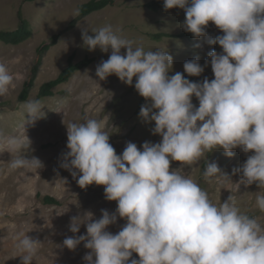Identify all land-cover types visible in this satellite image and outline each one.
Masks as SVG:
<instances>
[{
    "label": "clouds",
    "instance_id": "1",
    "mask_svg": "<svg viewBox=\"0 0 264 264\" xmlns=\"http://www.w3.org/2000/svg\"><path fill=\"white\" fill-rule=\"evenodd\" d=\"M185 12L182 27L194 37L218 44L221 53H208L214 74L211 81L192 82L181 72L169 76L173 57L168 51L133 46L111 25L82 30L83 46L111 54L96 66L99 80L115 75L133 86L146 104L139 117L154 122L152 133L158 143L127 142L117 155L104 130L103 121L86 119L67 126V152L60 164L82 189L103 186L107 201H115L114 212L101 210V217H72L69 231L76 234L81 224L86 234L66 237L63 247L75 250L81 243L88 251L86 264H264V226L241 212L233 197L212 203L197 182L171 169L199 162L213 150L233 149L251 153L240 166V184L264 189V0H163V9ZM223 34L207 36L209 23ZM125 49V54H121ZM209 63L205 61V66ZM188 76H200L199 58L183 64ZM13 83V76L0 63V97ZM195 96L199 102L192 103ZM66 101L61 102L63 106ZM39 100L20 106L23 127L43 118ZM10 151L19 155L9 161L12 169L41 168L36 158H26L31 141L10 138ZM206 180L228 177L216 162H207ZM78 177V178H77ZM256 206L264 212V195L257 193ZM126 221L118 233L107 231L117 219ZM28 232L18 234L16 248L21 264H32L41 245ZM135 253L139 259H133Z\"/></svg>",
    "mask_w": 264,
    "mask_h": 264
},
{
    "label": "rangeland",
    "instance_id": "2",
    "mask_svg": "<svg viewBox=\"0 0 264 264\" xmlns=\"http://www.w3.org/2000/svg\"><path fill=\"white\" fill-rule=\"evenodd\" d=\"M90 0H0V31L16 30L20 26L19 10L29 22L32 35L20 44H9L0 40V63H3L13 76L9 91L0 97V264H21L20 253L16 248L17 237L21 232L39 239L42 243L32 264H86L83 260L90 251L81 243L75 250L63 247L66 237L86 234L85 224L80 231H69L72 217L93 220L101 217V210L115 211L117 203L107 201L104 187L90 185L82 189L76 178L68 170L60 167L63 154L68 150L67 126L82 123L86 119L103 121L104 130L110 135L109 142L120 155L127 142L136 143L138 148L146 141L158 143L162 137L154 135V122H144L139 117L141 106L146 101L133 86L119 80L115 75L99 80L96 66L107 60L111 54L99 48L88 51L83 46L82 30L99 29L111 25L123 38L142 45L145 51L163 50L173 57V68L169 76L176 72L184 74L192 82L214 79L208 53L212 50L222 52L218 44L209 45L206 37L187 35L182 24L185 20L183 9H163V0H114L112 5L94 11L77 20L69 28L72 20L78 17L80 6ZM157 2L159 6L151 9L146 5ZM61 34L58 42L45 55L39 49L51 42L53 35ZM208 37L215 38L223 33L211 22L206 28ZM159 36V38H157ZM126 50L121 49V54ZM74 62L85 57H94L88 67L77 70L66 81L53 87V93L40 96V88L52 79H56L69 65V57ZM204 67L200 76H188L183 64L194 58ZM209 63L205 66V61ZM39 67L34 74L35 67ZM193 77H195L193 79ZM31 85L26 100L21 99L25 85ZM28 100H39L45 107V116L34 124L23 127L20 106ZM66 103L61 106V102ZM194 106L199 102L192 98ZM27 137L31 141L26 158H38L41 168L25 167L12 169L9 161L19 153L10 151L7 141L10 138ZM233 155L227 156L223 149L213 150L201 157L199 162L181 167L180 162L172 161L170 168L178 169L180 174L194 180L205 190L212 203L219 205L231 195L241 212L256 218L264 226V212L256 206L257 193L264 195L254 183L240 184V166L251 153L240 148L233 149ZM207 162H216L228 177L219 176L206 180L203 171ZM78 178V177H77ZM56 198L58 204H46L43 197ZM126 223L118 218L107 231L116 234ZM133 259L139 257L133 253Z\"/></svg>",
    "mask_w": 264,
    "mask_h": 264
},
{
    "label": "trees",
    "instance_id": "3",
    "mask_svg": "<svg viewBox=\"0 0 264 264\" xmlns=\"http://www.w3.org/2000/svg\"><path fill=\"white\" fill-rule=\"evenodd\" d=\"M23 1L28 2V1H34V0H23ZM113 3H114V0H90L87 3L82 4L80 6L78 17L70 22L69 28L74 27L77 20L87 16L88 14L94 11H98V10H101L107 7L108 5H112ZM146 6L150 7L151 9H155L159 6V4L153 1V2L148 3ZM19 17L21 21L20 26L16 30H11V31L1 30L0 40L4 41L5 43H9V44H20L21 42L27 40L32 35V30L30 28L29 22L26 21L22 17L21 10H19ZM186 34L189 36H193L189 32H187ZM60 36H61L60 33L53 35L51 42L45 43L39 49L40 54L42 56L45 55V53L58 42ZM157 38H159V36ZM73 59H74V55H71L69 57V65L67 66V68H65L56 79H52L48 82H45L41 86L40 93H39L40 96L51 95L53 93L52 91L53 87L63 82H66L73 75L75 71L86 68L95 61L94 57H85L84 59L78 62H74ZM38 68L39 67L37 66L35 67L34 74L37 72ZM194 78L195 77H193V79ZM30 87L31 85L29 84L25 85V88L21 95L22 100L27 99ZM43 202L46 204H58L59 203V201L56 198L49 196V195H46L43 197Z\"/></svg>",
    "mask_w": 264,
    "mask_h": 264
}]
</instances>
